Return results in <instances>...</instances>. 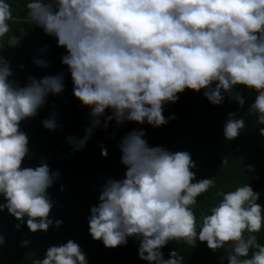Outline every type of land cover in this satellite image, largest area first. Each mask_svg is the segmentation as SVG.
I'll use <instances>...</instances> for the list:
<instances>
[{
  "label": "clouds",
  "instance_id": "1",
  "mask_svg": "<svg viewBox=\"0 0 264 264\" xmlns=\"http://www.w3.org/2000/svg\"><path fill=\"white\" fill-rule=\"evenodd\" d=\"M27 9L34 24L66 49L61 59L71 74L74 96L91 110L85 136L67 138L74 150L85 147L101 118L104 127L112 120L166 125L164 105L178 102L186 89L204 90L213 105H222L227 93L241 108L245 98L234 89H254L249 110L264 125V0H30ZM11 19V5L0 0V38L10 32ZM19 44L20 36L9 37L8 47ZM34 63L50 66L40 58ZM12 76L10 62L0 56V212L7 210L19 221L17 230L26 223L31 233L47 232L63 224L50 215L56 202L48 191L60 172L52 171L46 158L36 167L23 166L31 150L20 125L38 115L50 94L63 93L65 76H29L24 86ZM109 109L112 114L106 115ZM55 116L44 119L43 127L55 131L60 126ZM245 127V120L230 112L225 139L238 138ZM259 134L264 136V127ZM145 135L134 129L119 143L125 178H108L99 203L91 206L92 239L114 249L133 238L139 241L138 257L148 264H183L177 251L164 258L162 249L172 241L190 247L206 242L213 251L230 244L228 264H264V245L255 235L264 226L260 194L249 184L219 191L222 199L211 214L202 215L198 231L194 206L215 181L196 180L189 152L149 146ZM101 148L106 158L107 148ZM227 163L224 158L222 165ZM247 168L254 171L252 165ZM5 243L0 234V247ZM30 243L24 239L21 247ZM34 264L89 262L82 247L69 239L49 246Z\"/></svg>",
  "mask_w": 264,
  "mask_h": 264
},
{
  "label": "trees",
  "instance_id": "2",
  "mask_svg": "<svg viewBox=\"0 0 264 264\" xmlns=\"http://www.w3.org/2000/svg\"><path fill=\"white\" fill-rule=\"evenodd\" d=\"M6 2L12 10V19L8 21L11 30L0 38V56L11 64L13 76L10 79L24 86L29 82V76L42 79L61 72L65 76L63 93L50 94L38 115L20 125L29 137L31 150L23 166L36 167L41 158H46L52 171L60 172V178L48 191L56 202L50 215L54 220H63V224L58 229L53 226L47 232L31 233L26 223L17 230L15 225L19 221L7 210L0 212V234L6 238L5 245L0 247V264H34L35 260L44 258L49 246L61 245L69 239L82 247L89 264H148L138 257L139 241L129 238L126 246L107 248L102 241L92 239L88 227L90 208L99 203L106 180L125 178L126 166L121 163L122 153L118 145L134 129L145 131L144 138L149 146H162L172 152H189L196 163V168L192 169L196 180L212 178L215 181V187L201 194L194 206L198 231L202 215L211 214V208L222 199L217 195L219 191H234L249 184L260 194L257 203L264 206V136L259 134V128L264 125H259L257 114L249 110L257 95L254 89L245 86L234 89L245 98L243 108L227 93L222 105H213L205 97L204 90L186 89L178 94V102L164 105L163 114L169 118L166 125L156 128L147 122L143 125L128 121L118 124L112 120L104 127L105 120L101 118V125L93 129L85 147L74 150L67 138H83L92 117L90 108L74 96L71 74L61 59L67 51L58 46L55 37L45 34L30 19L27 9L30 0ZM21 32L24 33L22 36ZM11 35L20 36L19 46H7ZM35 58L45 60L50 66H38L34 63ZM230 112L236 113L237 118H243L246 124L245 130L234 140H226L223 134ZM53 113H56L55 119L60 126L50 131L43 127L42 121ZM111 114V109L107 110L106 115ZM172 116L176 118L171 119ZM101 146L107 148L106 158L102 155ZM224 158L228 161L227 165H222ZM248 165H252L254 171H249ZM255 235L258 243L264 245V226ZM24 239L31 241L28 247H21ZM255 250L251 249L247 258ZM162 251L165 259L170 258L172 251H177L183 256V264H228L227 253L232 249L230 244L213 251L206 242L197 241L195 247H190L183 241H172Z\"/></svg>",
  "mask_w": 264,
  "mask_h": 264
}]
</instances>
